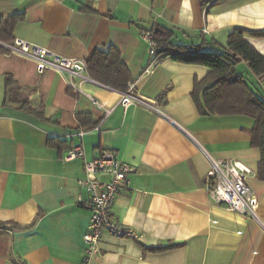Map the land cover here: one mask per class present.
<instances>
[{
	"label": "crops",
	"instance_id": "0c3cea01",
	"mask_svg": "<svg viewBox=\"0 0 264 264\" xmlns=\"http://www.w3.org/2000/svg\"><path fill=\"white\" fill-rule=\"evenodd\" d=\"M155 26L171 29L176 45L225 47L235 28L264 32V0H0V41L18 38L84 62L98 48H114L139 99L124 108L123 93L73 78L77 92L56 72L38 74L32 62L0 50V264H84L90 214L77 185L84 160H64L77 146L85 160L107 150L134 169L111 215L139 240L103 232L90 264H264L253 119L199 115L191 92L209 72L204 65L168 55L142 75L152 58L140 32ZM245 40L264 55V36ZM235 69L264 99V78L246 62ZM7 75L13 82L5 88ZM79 113L90 118L79 122ZM210 159L250 169L257 220L211 202Z\"/></svg>",
	"mask_w": 264,
	"mask_h": 264
},
{
	"label": "built area",
	"instance_id": "2783aa9c",
	"mask_svg": "<svg viewBox=\"0 0 264 264\" xmlns=\"http://www.w3.org/2000/svg\"><path fill=\"white\" fill-rule=\"evenodd\" d=\"M140 36L147 42L149 55L152 58L150 64L142 72V75H146L150 73L151 67L161 56L157 54L153 46L152 32L143 30ZM0 48L5 49L11 55H17L32 62L38 74H43L45 71L56 72L66 81L69 88L77 92H81V89L73 82V78H79L80 83H99L88 75L86 62L82 60L60 57L45 48L18 38L13 39L11 43L0 42ZM134 87L135 82L129 83L127 92L123 93L120 98V104L124 108L139 102V99L132 94ZM148 104L149 106L154 105V103ZM92 130L98 131V126L93 127ZM85 133L86 130L80 131L78 135L83 136ZM76 158L84 160L83 177L77 180V185L87 193V199L81 204L90 214L89 231L83 236V242L87 246L83 263L90 264V259L99 254V241L103 232L139 240L135 230L115 221L111 215L116 196L126 186L127 175L134 169L121 162L115 153L107 150L101 151L91 160H85L82 147L77 146L67 152L64 160L69 162ZM209 161L210 169L205 181L211 202L223 206L228 212H237L257 220L256 212L259 201L247 185L250 169L236 160L215 161L210 159Z\"/></svg>",
	"mask_w": 264,
	"mask_h": 264
},
{
	"label": "trees",
	"instance_id": "16d2710c",
	"mask_svg": "<svg viewBox=\"0 0 264 264\" xmlns=\"http://www.w3.org/2000/svg\"><path fill=\"white\" fill-rule=\"evenodd\" d=\"M149 31L153 35V46L161 57L169 55L177 60L209 68L205 78L194 82L191 92V99L199 115H242L253 119V127L249 131L250 144L260 151L258 175L264 179V99L255 93L242 77L236 76L235 69L239 63L246 62L255 77L264 78V55L245 40L247 34L264 36V32L258 34L235 28L228 35L227 45L221 47L205 41L197 45L173 44V31L163 26H155ZM0 50L6 51L2 48ZM86 66L92 79L121 93H126L128 84L132 82L128 68L114 48L96 49ZM12 82L11 76L7 75L5 88ZM84 118H90L89 114H77L79 122H83ZM4 225L5 223H0L1 227ZM10 225L17 226L13 223ZM173 247L175 245L169 246Z\"/></svg>",
	"mask_w": 264,
	"mask_h": 264
},
{
	"label": "bare ground",
	"instance_id": "6f19581e",
	"mask_svg": "<svg viewBox=\"0 0 264 264\" xmlns=\"http://www.w3.org/2000/svg\"><path fill=\"white\" fill-rule=\"evenodd\" d=\"M112 100V99H111ZM109 103V101H107Z\"/></svg>",
	"mask_w": 264,
	"mask_h": 264
}]
</instances>
